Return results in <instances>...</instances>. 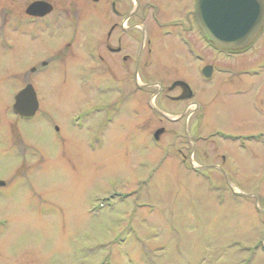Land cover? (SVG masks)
<instances>
[{
  "label": "rangeland",
  "instance_id": "rangeland-1",
  "mask_svg": "<svg viewBox=\"0 0 264 264\" xmlns=\"http://www.w3.org/2000/svg\"><path fill=\"white\" fill-rule=\"evenodd\" d=\"M29 1L0 0V28L9 44L0 48V180L7 183L0 191V264H264V117L255 108L264 103V75L252 79L238 68L264 54V35L228 61L226 71L215 64L222 61L213 49L208 62L214 70L204 83L202 63L175 40L160 47L170 59L148 68V82L158 80L163 89L176 79L191 82L205 106L200 131L243 136L182 140L197 124L187 130L158 121L149 108L134 110V98L118 102L113 71L85 55L83 48L103 36L98 16L68 11L62 28H36L30 40L10 30ZM173 1L166 14L187 8V0ZM54 3L68 10L72 0ZM195 41L202 45L197 35ZM31 66L51 124L15 123L7 111ZM158 94L152 102L180 110ZM109 104L120 105L114 122L89 147L75 127L76 114ZM157 127L158 143L152 139ZM14 142L19 148L11 153Z\"/></svg>",
  "mask_w": 264,
  "mask_h": 264
},
{
  "label": "flooded vegetation",
  "instance_id": "flooded-vegetation-1",
  "mask_svg": "<svg viewBox=\"0 0 264 264\" xmlns=\"http://www.w3.org/2000/svg\"><path fill=\"white\" fill-rule=\"evenodd\" d=\"M34 1H45L49 3L52 6V10L43 17L28 15L25 10L27 6ZM58 1L66 3V0ZM74 1H76V3ZM78 1L79 2H77V0H72L68 10L65 9L66 6L59 10L56 9L54 0H31L24 8L26 15L22 16L23 18L21 15L15 14L10 30L15 34L20 33L27 36L31 40L37 37V33L34 31L36 28H43L45 30H49L51 27H54V29L62 28V20H64L68 11H72L76 16H98L100 19L99 26H101L103 30V36L99 35L96 42L97 45L88 46L86 48L84 47L83 49L88 58H96L97 60H100L106 70L113 71V76L117 78L114 90L117 93V99H119L118 102H127L134 98V110H147V108H149L151 114L155 115L158 118V121H164L168 124H176L182 128L185 126V129L187 130L190 125L197 124L188 131V134H184L186 137L182 140H240V138L243 137L241 134L232 133L231 130L228 131L220 128H214L211 131H208V133L203 134L200 131V126L206 116L205 106L202 102L196 99V91L193 89L191 82L184 79L174 80V82L177 80L184 81L189 86L190 91L183 89V87L179 85L171 88V85L174 82L163 89V85L158 80L152 85L151 82H148V68L153 65H160L161 61H165L166 63L170 59L168 51H166L167 49L164 51V49L160 47L164 46L165 42L173 39L178 46L182 47V51H184L190 60L202 63L199 75L202 78L203 83L208 82L211 80L212 72L214 70V63L208 62L213 49L219 54L222 53L220 55L218 54L216 57H221L220 61L224 62H217L215 64L221 70L226 71L225 69L232 67L228 61L231 62L232 60L233 62L234 58H240L246 54L252 46L257 45V43L263 38L264 26L248 47L239 50H229L215 46L201 33V30L194 19L196 0H187V8L178 14H176V12L170 14L164 12L171 7L167 4L168 0ZM172 3H174L173 0L171 4ZM80 4L85 5L87 9L80 11ZM165 4H167V7H165ZM90 5H93L94 7L90 9ZM53 14L55 17L52 18V21H49L48 18H51V15ZM15 17H17V19ZM38 23L40 25L43 23L44 25L41 27ZM2 35L1 27L0 48H9L8 42ZM195 35H197L198 40L202 42V45L199 47L196 46ZM256 49H258V46ZM99 53L101 55H99ZM256 57L257 58L252 64L240 65L238 67L240 69L239 71H241L240 75L243 74L252 79L264 75V54ZM174 60H176L175 54L172 56V61ZM252 65L254 66L252 67ZM250 66L252 68L251 72L247 69ZM206 67L211 69V74L208 77L204 75V69ZM36 72V66H31L26 75H21L20 87H18L13 94V103L7 107V111L16 118L15 123L18 121L34 122L36 120H43L49 124L54 122L51 115L43 108V106H41L40 100L37 97L33 83L35 79L32 77ZM115 73L117 75L120 74L121 77L116 76ZM156 76L157 79H159L157 74ZM237 80L240 79L237 78ZM241 80L243 81V79ZM132 81L134 83L133 88L131 87ZM28 85L31 86L35 92L37 109L31 116H21L14 111L13 104L15 96ZM153 86H155V90L151 89ZM175 89H178L177 92L170 95V92ZM240 91L244 90L241 88ZM158 92L162 93L166 100L181 104L180 110L174 113L171 110H168L167 105L164 103L156 104L152 102L153 98L159 95ZM237 92H239V90H237ZM187 93H190L188 97H180ZM261 97L264 98V94H262ZM119 107L120 105L118 104L92 105L91 107H88V111H86L85 114L83 111H78L74 124L75 127L82 130V134H85L81 136L83 140H87V146L90 144L93 148V143L102 140L100 132H103V129L108 128L109 125L114 122L115 114L116 112L118 113ZM255 108L258 109V113L264 117V103ZM187 115L189 116L187 117ZM92 116L95 118L93 125L97 126L99 128L98 130L97 127L95 130L93 125L90 126L89 124V118ZM144 118L143 115L140 119V127L145 123ZM54 128L57 133L60 132L57 125L54 124ZM159 128L161 127H157L155 131ZM153 134L152 139L158 143L159 137L155 139ZM256 138L257 140L259 139L258 135ZM18 148L19 146L14 142V145L11 147V153L16 152ZM221 157L224 159V154H222Z\"/></svg>",
  "mask_w": 264,
  "mask_h": 264
},
{
  "label": "water",
  "instance_id": "water-1",
  "mask_svg": "<svg viewBox=\"0 0 264 264\" xmlns=\"http://www.w3.org/2000/svg\"><path fill=\"white\" fill-rule=\"evenodd\" d=\"M52 10L45 1H34L26 8L28 15L42 17ZM194 19L201 33L214 45L239 50L248 47L264 26V0H196ZM211 69L206 67L204 75L209 76ZM189 86L181 80L175 81L171 88ZM190 93L180 97H188ZM14 111L20 115H32L37 109V98L31 86H26L16 96ZM162 129L154 133L158 138ZM5 182L0 180V187Z\"/></svg>",
  "mask_w": 264,
  "mask_h": 264
}]
</instances>
